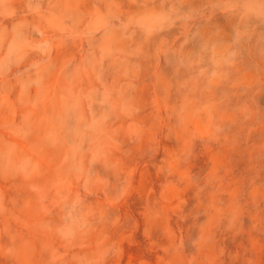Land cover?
<instances>
[{
  "label": "rangeland",
  "instance_id": "obj_1",
  "mask_svg": "<svg viewBox=\"0 0 264 264\" xmlns=\"http://www.w3.org/2000/svg\"><path fill=\"white\" fill-rule=\"evenodd\" d=\"M0 264H264V0H0Z\"/></svg>",
  "mask_w": 264,
  "mask_h": 264
}]
</instances>
